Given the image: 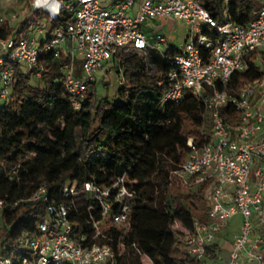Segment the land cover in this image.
<instances>
[{"label":"built area","instance_id":"2783aa9c","mask_svg":"<svg viewBox=\"0 0 264 264\" xmlns=\"http://www.w3.org/2000/svg\"><path fill=\"white\" fill-rule=\"evenodd\" d=\"M31 2L34 14H48L39 0H0L2 9ZM58 14L73 11L68 26L55 29L52 38L44 29L34 37L14 33L0 37V111L10 100L16 80L15 65L25 74L37 67L45 52L69 55L64 66V86L73 109L79 111L87 99L89 86L115 68L114 57L122 51H156L172 67L167 75L168 88L163 103L179 102L192 93L205 106V125L210 128V142L198 146L189 139L188 155L171 174L184 185L194 187L209 183L204 204L208 222L195 220L188 231L177 223L170 234L184 231L187 252L201 264H264V79L228 91L232 76L249 68L246 55L258 52L257 60L264 69V0L256 18L248 25L221 24L197 0H58ZM50 12V11H49ZM161 19L180 21L187 31L181 46L171 43L159 31L150 39L143 29L149 22ZM11 20H15V15ZM6 23L0 17V28ZM206 31H210L205 33ZM46 35L39 42L37 35ZM72 42L71 50L67 42ZM44 45L42 46V43ZM178 52L166 55L172 47ZM76 61L82 77L75 76ZM119 85L124 84L119 70ZM41 76L38 72L37 77ZM163 82L160 83L162 85ZM232 105L240 115L237 126L226 125L221 117L223 108ZM85 194L95 201L87 208V223L94 232H80L71 219L75 203L50 201L49 191L39 188L29 200L49 202L47 215L35 229L17 240L18 262L0 255V264H118L113 248L102 243L107 236L102 228L108 225L130 229L136 192L120 177L108 187L86 182L82 187L68 183L65 198ZM7 204L0 194V234L2 215ZM94 215L99 217L95 220ZM240 217V230L235 235L228 258L222 255L220 235ZM217 247L211 260L209 247ZM142 255V254H141ZM145 264H153L142 255Z\"/></svg>","mask_w":264,"mask_h":264},{"label":"trees","instance_id":"16d2710c","mask_svg":"<svg viewBox=\"0 0 264 264\" xmlns=\"http://www.w3.org/2000/svg\"><path fill=\"white\" fill-rule=\"evenodd\" d=\"M197 1L221 24L248 25L260 9V0ZM43 17L51 39L55 29H65L73 21L74 14L63 9L56 19L49 14ZM39 20L38 13L18 27L7 20L0 37L28 35ZM71 47L68 40L67 49ZM177 52L172 46L166 55ZM258 54L246 55L249 68L232 76L226 88L230 93L264 79ZM69 62V55L58 56L52 51L41 53L37 67L28 75L14 66L12 95L0 111V194L7 204L1 219L0 255L18 262L17 240L46 217L49 202L29 200L39 188L49 191L50 201L74 202L77 208L70 213L75 228L92 233L87 208L95 206V201L85 194L65 198V185L82 187L94 182L105 188L124 177L136 192L130 229L103 227L107 239L101 241L113 248L118 264H145L142 255L153 264H201L188 254L184 231L178 230L173 238L170 230L178 223L188 231L195 220H209L204 206L209 183L188 187L177 177L171 178L188 155L189 139L198 146L211 140L203 102L188 93L182 101L163 103L172 67L154 50H134L114 57L116 73L119 76L121 70L124 79L114 99L100 98L91 87L93 82L77 111L64 86L63 68ZM75 76L82 77L78 61ZM221 117L226 125L240 122L232 105L222 109ZM94 218L99 219L97 215ZM208 251L215 260L217 247Z\"/></svg>","mask_w":264,"mask_h":264},{"label":"rangeland","instance_id":"374dc122","mask_svg":"<svg viewBox=\"0 0 264 264\" xmlns=\"http://www.w3.org/2000/svg\"><path fill=\"white\" fill-rule=\"evenodd\" d=\"M48 5L53 9L54 14H58L59 10L61 8V5L57 2V0H47ZM104 3L105 0H102ZM30 6L29 3L25 4L23 7L18 4L13 6L11 9H2L0 12V17H3L6 21L12 19L14 13L17 14V20L13 22L11 20L12 25H15L18 22V19L23 20L30 18L33 13L34 9L29 8L28 10H23L21 12V17L19 16L20 9H25ZM160 24H164L165 31L167 34H169L170 38L172 39V42L176 46H181L184 42L185 36L187 35V31L185 29V26L177 20H167V19H161L159 21ZM155 31V30H154ZM156 33V32H155ZM154 33V34H155ZM79 68V67H78ZM81 70V68H80ZM82 73V70H81ZM83 75V74H82ZM119 76L116 73V69L112 68L108 71V73L104 74L103 76L99 77L97 81L95 82V85L91 86L93 89H95L97 95L102 98H107L109 100L114 99L116 96L117 90L119 88ZM240 228V217L237 216L231 221V229L232 230H238Z\"/></svg>","mask_w":264,"mask_h":264},{"label":"crops","instance_id":"0c3cea01","mask_svg":"<svg viewBox=\"0 0 264 264\" xmlns=\"http://www.w3.org/2000/svg\"><path fill=\"white\" fill-rule=\"evenodd\" d=\"M57 2H58V0H57ZM29 4H30V6L28 8H25V9H22V10L20 9V11H19V16L20 17H21L20 14H21V12L23 10L25 11V10H28L29 8H32L31 2H29ZM38 4H42L40 6L43 7L44 9H46L48 14L50 13L51 15H55L54 12H53V9L48 5L47 0H39ZM21 6L23 7L24 5H21ZM14 15H15V20H13V22L17 20V14L14 13ZM44 15H46V14H44ZM44 15H39V18H40L39 23L38 24L34 23V25L29 29V34L32 35L33 37L35 36L34 32L36 33L38 28L39 29H44V31L48 35V22H47L46 18L43 17ZM33 17H34V13H33V15L30 18L23 19L21 21H20V19H18V22L15 24V26L18 27V25L21 22H23L25 20H31ZM9 21L12 22L11 19ZM143 31H144L145 34H147V36L150 39H153L154 33L159 31L161 34L167 36L168 39L173 44L172 39L170 38L169 34H167L166 31H165L164 24H160L157 21L149 22L147 25H145ZM45 37H46L45 34L44 35H42V34H40V35L38 34L37 35V39H38L39 42H42ZM108 71L109 70H107L106 73H108ZM239 230H240V228L238 230H232L231 226H230L226 231H224L220 235V237H221V251H222V255L225 257V259L228 258V252L231 249L232 241H233L235 235H237L239 233Z\"/></svg>","mask_w":264,"mask_h":264}]
</instances>
